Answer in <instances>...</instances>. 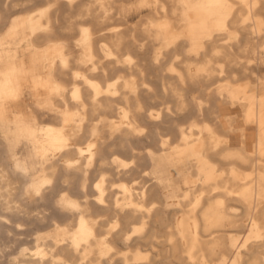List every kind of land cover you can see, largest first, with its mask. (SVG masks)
<instances>
[{"label":"bare ground","instance_id":"6f19581e","mask_svg":"<svg viewBox=\"0 0 264 264\" xmlns=\"http://www.w3.org/2000/svg\"><path fill=\"white\" fill-rule=\"evenodd\" d=\"M34 1L0 0V129L6 133L0 143L18 172L13 175L0 156V207L4 219L22 216L45 226L35 232L31 256L18 257L17 262L130 264L131 251L149 247L165 264H264V100L243 96L233 102L239 105L232 108L233 115L221 114L216 105L203 106L197 118L171 137L164 118L172 114L162 107L163 97L147 88L145 74L148 69L164 70L163 64H147L146 56L151 44L169 40L172 46L164 57L183 56L185 47L190 52L203 48L200 58H185L179 64L190 87L209 89L217 73L224 71L233 82L249 79L254 84L258 77L252 72L264 69L258 50L264 36L258 39L252 31L264 30V0H45L43 10L19 18L18 7L31 8ZM153 6L155 10L142 13ZM182 9L190 11L185 18ZM130 14L139 15L133 24ZM26 26L39 49L48 46L53 52L56 46L62 53L55 60L57 71L66 70L67 56L75 57L74 73L67 81L72 93L56 99L53 122L44 129L6 119L11 110L19 113L15 108L24 85H31L26 97L38 114L41 98L35 91L53 89L43 75L30 76L19 60ZM172 27L181 34L170 37ZM216 28L238 33L244 46L233 50L235 43L223 42L225 34H213ZM63 35L79 39L72 53L66 51ZM222 61L225 67L218 66ZM80 72L93 78L79 80ZM115 72L129 75L111 80ZM114 85L120 89L117 98L108 90ZM161 85L162 93L178 103L175 114L184 113L187 100L177 81L162 80ZM209 94L206 103L213 98ZM68 101L80 111L73 125L61 117L60 109ZM115 103L121 105L120 113ZM175 144L183 149L173 171L178 165L191 169L193 181L186 178L183 184L198 189L180 195L177 222L166 225L169 235L160 240L162 201L147 173L154 154ZM41 174L47 185L38 197L25 189L24 199L32 204L26 205L18 198L23 176L36 183ZM178 180L174 174L169 181ZM56 181L64 187L56 201L62 215H50L51 205L39 204ZM50 216L54 219L47 227ZM56 225L58 234L52 231ZM145 231L148 234L138 242ZM7 232L0 243V264L5 248L22 237H11V228ZM147 259L140 253L134 260Z\"/></svg>","mask_w":264,"mask_h":264},{"label":"rangeland","instance_id":"374dc122","mask_svg":"<svg viewBox=\"0 0 264 264\" xmlns=\"http://www.w3.org/2000/svg\"><path fill=\"white\" fill-rule=\"evenodd\" d=\"M182 1V0H179ZM45 0H35L32 2L31 8H24V7H18V10H20L21 13L18 14V17H28L29 15H32L33 13H29L32 10H35V12L43 10V3ZM120 5V3H117V6ZM155 6L150 7L149 9H145L142 11V13H146L147 11L155 10ZM190 11L187 9H182V15L185 18L187 14ZM139 15L137 14H130L127 18L129 21V24H133L137 21ZM264 27V22H263ZM261 25V26H262ZM63 24H57L56 25V33H59L61 30L59 29L62 27ZM3 28V27H2ZM59 29V30H58ZM77 31V30H75ZM181 32L177 29H171V36H175L178 33ZM214 35H222L225 34L227 36V39H225L224 43H235L233 50L240 46H244L243 40L240 38L238 33H233L231 31H227L226 29H220L216 28L213 31ZM253 36L256 38H260L264 36V30H256L253 29L252 31ZM183 39L182 37H180ZM35 37L32 36L30 29L28 26L25 28V39L23 40L22 44L18 46V56L19 60L24 62V68L26 71H30V76H38L43 75L48 80L51 81V87L53 89L45 90L40 89L38 91H35L34 93L37 97L41 98L38 102L39 106L41 107V113L38 114L37 111L33 110V108L30 106L29 101L27 100V95L29 91H32L31 85L29 86L24 85L23 93L20 94V99L18 101V104L16 105V111H9L7 114L6 119L13 121V122H27V123H34L37 127L40 129H44L47 127L48 123H52V115L56 113V107L58 105V102L56 99H62L67 98L72 93V86L69 85V82H67L69 79L72 78V75L74 72H72L71 67L74 65L75 57L70 54L67 56L68 66H66L65 71H57V63L55 60L57 59L58 55H61L59 51L56 50V46H54V51L51 52L48 46H43L42 48H38L35 45L34 41ZM179 39V38H177ZM79 41L78 38H74L70 35H63L62 36V42L66 45V51L72 53V46L75 42ZM180 41V40H179ZM163 43V41H162ZM151 44L148 47V55L147 58V64H149L151 67H158L156 65H164L163 71H155L152 69L146 70V77L147 81L149 82V85L147 88L152 89L155 91L156 95L163 97V108H169V111L172 114V117L170 118H164L165 122L167 123V131L166 133L169 134L171 137H175L178 133L179 129H182L187 126L188 122L192 118H197V112L200 111L201 107L209 106L210 105H216L219 108V112L223 115H233V112L236 109H232L235 106H239L236 104L233 105V102L238 101L241 97H246V99H250L251 96L256 95L257 98L261 101L264 100V69H260L258 71H253L252 73L257 76V81L252 84L249 79H239L236 82H233V79L227 72H220L217 73V77H215L216 81L213 83L211 88L209 89H202V87H190L188 84V80L185 77L184 70L179 66L181 62L185 58H200L202 55L203 48H198L195 52H190L189 48L187 49L185 47L183 56L181 55H172L168 57H164L163 54L166 50H168L172 44L169 40L164 41L163 44ZM259 55L264 56V42L259 45ZM139 59H142L140 57ZM24 60V61H23ZM26 63V64H25ZM172 66L175 68L172 69ZM218 66L225 67V63L218 62ZM137 74V72H136ZM129 74L128 72H121V74L111 73L110 79L111 80H118V79H127ZM261 75V76H260ZM96 77H98L96 75ZM93 78L90 76V73L86 72H80L78 73V79L79 80H90ZM174 78L178 83V89L182 90L184 92V97L187 100L185 106H187V109L182 112V114L176 115L175 114V107L178 105L177 101L171 94H163L162 91L164 87L161 85V81H169ZM220 88H223V91ZM108 90L112 93V96L115 98L119 97L120 89L117 85L109 86ZM83 92L86 91L84 88L82 90ZM38 92V93H37ZM222 92H232L231 94H221ZM211 95L213 98H210L209 101L206 103L205 96ZM49 102H45V99H50ZM72 103L70 101L67 102L66 105L62 106L61 110V117L63 120H66L69 125H73L75 121L77 120V117L80 115V111H74L72 109ZM153 106L158 107L159 105L157 103L153 104ZM115 108L117 109V112H121V105L119 103H115ZM238 109H240L238 107ZM155 112V111H154ZM203 112V111H202ZM207 118V117H206ZM208 119V118H207ZM210 119V118H209ZM240 123V122H239ZM6 133L2 132L0 129V139L3 140L5 138ZM183 147L175 144L171 148L164 150L160 153H155L154 159L150 161L149 163V170L147 173V178L149 179V184H154L155 189L157 190L162 204L160 205L162 208L161 214L162 218H160L161 223L163 224V229L161 232L160 240H166L167 236L169 235V232L166 231V225L168 223L176 224L177 217L179 214H177V211L181 208V202L183 198L180 196L181 194L186 193L188 190L193 189L197 190V186L192 184L190 187H185L183 184L184 179L190 180V182L193 181V174L191 169H185L183 166L178 165V168L174 172L172 169L173 162L180 158V155H178V152L182 150ZM0 156L1 161L9 165V169L12 172L13 175H17L18 172L15 170V168L10 164L11 160L8 157V153L6 150V147L0 143ZM221 175H224V170H220ZM174 174L179 175L180 180H178L176 183L171 184L170 178ZM23 183L21 188V193L18 195V198L23 201L26 205H32L29 201L24 199L23 191L25 189H30L35 196H39L40 193L43 191V189L46 187L47 183L45 181L44 174H41L39 176V179L36 183L32 182L28 179V177L23 176ZM205 183H208V180L204 181ZM64 187L60 185L59 181L54 182L52 185V188L48 191L47 197L45 200L40 201L39 204H50L51 205V214L55 213L54 215H62V213L57 209L56 207V201L61 196V190ZM76 192L79 191V184L77 183L74 186ZM3 213L1 211L0 207V243L2 241H5V236L8 234L7 228L13 229V232L11 233V237H13V234H22L21 240H18L14 244L13 247H6L5 253L3 254V262L4 264H19L17 262V258H28L31 256V249L33 247V240L36 237L35 232H37L39 229L45 227L41 226L38 222H32V220H25L22 219L24 217L22 216H10V220L4 219ZM53 217H49L46 221L45 225L49 227L51 223L53 222ZM60 220L64 218H59ZM23 220V222H22ZM25 220V223H24ZM20 221V223L18 222ZM28 224H27V223ZM48 223V224H47ZM22 224V225H21ZM26 224V225H25ZM60 229L59 225H56L54 228H52V231L54 234H58V231ZM175 235V238L180 237V233L178 231L173 232ZM148 234L147 231L142 232L138 236V242L141 241L140 239H144V237ZM230 236V234H227ZM243 238V236H241ZM32 242V243H31ZM138 242L136 241V245H138ZM146 254L148 256L147 260H144L143 262L139 263L136 262L134 259L137 254ZM154 257V258H153ZM129 258L131 259L130 264H165L163 262V257L158 256L155 257L150 251L149 247L142 248L140 250H133L129 253ZM152 258V259H151ZM227 261H225L222 264H226ZM216 264H219L216 263Z\"/></svg>","mask_w":264,"mask_h":264},{"label":"crops","instance_id":"0c3cea01","mask_svg":"<svg viewBox=\"0 0 264 264\" xmlns=\"http://www.w3.org/2000/svg\"><path fill=\"white\" fill-rule=\"evenodd\" d=\"M149 11H147L146 13H148ZM26 64V63H25ZM28 73H30V71L28 72ZM221 90L223 91V88H220V92H221ZM231 94L232 92H222L221 94Z\"/></svg>","mask_w":264,"mask_h":264}]
</instances>
